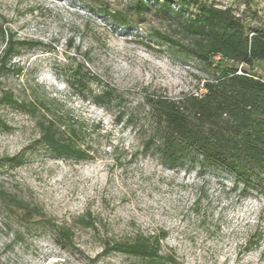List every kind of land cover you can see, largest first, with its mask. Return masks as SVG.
I'll use <instances>...</instances> for the list:
<instances>
[{"label": "rangeland", "instance_id": "1", "mask_svg": "<svg viewBox=\"0 0 264 264\" xmlns=\"http://www.w3.org/2000/svg\"><path fill=\"white\" fill-rule=\"evenodd\" d=\"M94 1L0 0V22L29 41L0 73V98L4 92L18 100L43 98L78 126L80 144L91 154L54 157L36 143L34 118L0 99V191L72 231V242L61 248L50 227L24 220L20 211L5 212L0 202V264H161L103 251L108 238L161 230V252L175 258L162 264H264V196L243 191L221 168L189 161L169 166L145 145L152 135L145 97L196 94L212 68L154 36L173 23L165 17L171 9H154L164 0H147L153 8L142 15L132 10L134 0H98L102 9L122 12L128 25ZM197 1L230 6L247 23L264 25V0ZM165 2L193 10L187 0ZM76 64L88 68L93 81L79 76L71 86ZM221 64L264 79L262 60ZM108 88L111 97L103 95ZM255 228L263 235L246 249Z\"/></svg>", "mask_w": 264, "mask_h": 264}, {"label": "trees", "instance_id": "2", "mask_svg": "<svg viewBox=\"0 0 264 264\" xmlns=\"http://www.w3.org/2000/svg\"><path fill=\"white\" fill-rule=\"evenodd\" d=\"M101 10L121 24L129 20L120 11ZM189 6L173 10L167 2H157L154 9L172 19L170 30H155L154 36L184 55L192 56L212 68V76L205 79L200 92L183 93L176 98L160 94L147 95L145 102L152 117V135L146 147L158 154L169 166L189 161L205 163L221 168L230 174L235 185L243 191H256L264 196V81L244 68L222 65V60L251 66L254 61H264V25L247 23L241 14L230 6H218L187 0ZM249 4V3H248ZM153 8L147 0H134L132 10L137 15ZM165 9V10H164ZM0 39L4 47L0 51V73L11 69L10 60L18 49L29 41L18 39L0 22ZM218 57V60H215ZM240 70L241 72H238ZM67 79L73 86L79 76L87 81L94 79L92 72L80 64L71 68ZM102 93V92H101ZM95 96L101 103L102 94ZM108 88L103 95L111 97ZM3 101L28 112L39 130L36 143L57 158L83 159L91 154L79 141L78 126L69 121L65 112L52 111L43 98L18 100L7 92ZM9 160L19 163L17 156ZM0 202L5 212L20 211L24 220L50 227L54 242L66 248L72 242L68 226L54 223L51 219L14 195L0 191ZM21 231L15 235L19 237ZM262 232L251 230L244 240L246 249L259 243ZM166 231L156 234L137 233L126 239H106L105 253L116 251L152 262L175 261L170 253L161 252V240Z\"/></svg>", "mask_w": 264, "mask_h": 264}, {"label": "built area", "instance_id": "3", "mask_svg": "<svg viewBox=\"0 0 264 264\" xmlns=\"http://www.w3.org/2000/svg\"><path fill=\"white\" fill-rule=\"evenodd\" d=\"M238 72H241L240 70H238ZM264 81V79H262ZM202 91V90H201Z\"/></svg>", "mask_w": 264, "mask_h": 264}]
</instances>
